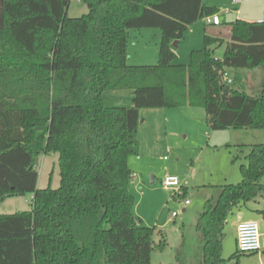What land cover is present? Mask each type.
<instances>
[{"label": "trees", "instance_id": "obj_1", "mask_svg": "<svg viewBox=\"0 0 264 264\" xmlns=\"http://www.w3.org/2000/svg\"><path fill=\"white\" fill-rule=\"evenodd\" d=\"M70 1L0 0V201L33 197L31 210L0 215V264H151L165 237L154 245L129 191L141 109L199 107L213 131L264 133V86L253 97L221 80L224 70L264 68V21L232 22L227 42L206 27L186 66L174 63L173 43L217 14L203 0H79L89 13L77 19ZM142 28L160 29L156 66L127 63L129 33ZM214 45L226 46L222 59ZM122 91L130 106L107 105ZM51 153L60 187L39 190L38 157ZM246 161L242 181L204 204V264H239L238 244L224 260L223 242L229 220L264 192V143Z\"/></svg>", "mask_w": 264, "mask_h": 264}, {"label": "rangeland", "instance_id": "obj_2", "mask_svg": "<svg viewBox=\"0 0 264 264\" xmlns=\"http://www.w3.org/2000/svg\"><path fill=\"white\" fill-rule=\"evenodd\" d=\"M203 6L213 7L220 13L222 39L228 41L227 25L247 17L264 19V0H244L234 5L232 0H203ZM223 10V11H221ZM226 10L230 11L229 13ZM70 18H81L89 13L85 3L71 0L68 7ZM199 27L196 34L191 33L173 45L177 58L174 63L188 66L193 50H203L204 20L195 23ZM224 25V26H223ZM159 28H142L131 30L128 40L127 63L132 66H156L158 63ZM137 45V46H135ZM215 58L222 59L226 46H213ZM235 80L233 88L247 95L257 97L264 86V68L230 70ZM132 93L122 91L109 93L107 105L130 106ZM142 131L139 133L141 162L132 157L130 166L138 169L143 163L150 169L142 171L144 185L137 191H129L135 198L134 213L142 224L155 229L154 245L165 237L163 250L153 251L151 264H204L203 239L197 233V222L204 211V204L218 199L224 185L238 184L242 181L241 165L247 164L246 156L251 145L264 143V133L256 129L212 130L207 123L205 110L199 107H181L177 109H141ZM141 123V122H140ZM134 159V160H133ZM57 153L38 157L39 190L60 187L61 175ZM133 168V167H132ZM165 176H177L181 180L184 195L179 196L175 190H166L161 181ZM264 186V177L262 179ZM186 191V192H185ZM143 194L145 197H143ZM142 195V196H141ZM32 196L16 197L0 201V215H13L16 212L31 210ZM190 205L185 207L184 202ZM186 209V210H184ZM264 192L254 202L247 204L242 211L229 221L224 239L222 258L229 260L235 255V227L239 221H256L264 233ZM177 213L176 218H172ZM237 216V217H236ZM239 264H264V255L241 254ZM233 259L230 264H236Z\"/></svg>", "mask_w": 264, "mask_h": 264}, {"label": "built area", "instance_id": "obj_3", "mask_svg": "<svg viewBox=\"0 0 264 264\" xmlns=\"http://www.w3.org/2000/svg\"><path fill=\"white\" fill-rule=\"evenodd\" d=\"M244 0H232L234 5H240ZM227 13L230 11L226 10ZM206 26H221V18L219 14H214L211 17L204 18ZM230 70H224L221 73V80L223 83L230 87L234 84L233 78L230 75ZM135 175L132 176V179ZM162 187L166 190H175L179 196L184 195L181 189V180L177 176H165L161 181ZM33 200V197H32ZM31 200V201H32ZM190 205L189 200L184 202V206ZM177 213H173L172 218H176ZM236 243L241 254H254L257 253L260 256L264 255V233L261 231L260 224L256 221H240L237 223L236 228Z\"/></svg>", "mask_w": 264, "mask_h": 264}, {"label": "crops", "instance_id": "obj_4", "mask_svg": "<svg viewBox=\"0 0 264 264\" xmlns=\"http://www.w3.org/2000/svg\"><path fill=\"white\" fill-rule=\"evenodd\" d=\"M221 11H223V10H221ZM217 14H219L220 15V13H218L217 12ZM221 18V17H220ZM222 20V19H221ZM262 21H264V19H263V17H259V18H252V17H247V19H244V22H250V23H254V22H262ZM196 26V24H193V26L189 29V31L187 32V34L188 33H191V35L193 36L194 34H196L197 33V31L199 30L198 28L199 27H195ZM221 26H222V21H221ZM224 26V25H223ZM206 27H208V26H205V28H204V31H203V33H205L204 34V37H205V35H206ZM220 27V26H219ZM226 28L227 29H229V27H228V25L226 26ZM197 30V31H196ZM229 31V30H228ZM159 36H161V33H157ZM186 34V35H187ZM227 42V41H226ZM178 44V42H176V45ZM135 46H137V45H135ZM175 53H176V51H174ZM175 64H178V63H175ZM141 116H143L141 113H140V117ZM144 122H146V118L144 119V121L143 122H141L140 123V127H139V131H138V134H137V137H138V139H139V141H140V138H139V133L142 131V124L144 123ZM141 146V145H140ZM134 159H136L137 161H142L143 159H145V157H144V155H141V147H140V153H139V156L138 157H134ZM133 159V160H134ZM132 162V159H130V162H129V165H130V163ZM133 167V168H132ZM130 166V169L132 170V173H133V175H135V178H133L132 180H131V182L133 183L132 184V188L135 190V191H137V188L139 189L141 186H143L144 185V175H142V171L143 170H145V169H150L151 167H149V165L147 166L146 165V163L145 164H141L140 165V167L138 168V169H135L134 168V166ZM186 192V191H185ZM142 196V195H141ZM143 197H145V195L143 194ZM8 200H11V199H8ZM184 210H186V209H184ZM238 215V214H237ZM239 216V215H238ZM237 217V216H236ZM137 218H139V217H137ZM140 219V218H139ZM141 220V219H140ZM240 222V221H239ZM236 225H237V223H236ZM236 228H237V226L235 227V238H236ZM235 242H236V239H235Z\"/></svg>", "mask_w": 264, "mask_h": 264}, {"label": "water", "instance_id": "obj_5", "mask_svg": "<svg viewBox=\"0 0 264 264\" xmlns=\"http://www.w3.org/2000/svg\"><path fill=\"white\" fill-rule=\"evenodd\" d=\"M173 45H174V46H177V45H176V42L173 43ZM228 92H229V88H226V89H225V93H228ZM141 122H142V120H141Z\"/></svg>", "mask_w": 264, "mask_h": 264}]
</instances>
